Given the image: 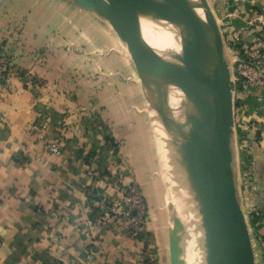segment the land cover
Returning a JSON list of instances; mask_svg holds the SVG:
<instances>
[{"label": "crops", "instance_id": "1", "mask_svg": "<svg viewBox=\"0 0 264 264\" xmlns=\"http://www.w3.org/2000/svg\"><path fill=\"white\" fill-rule=\"evenodd\" d=\"M213 2L229 41L264 35V0ZM40 8L48 13L38 0H0V58L21 72L7 78L0 99V264H142V244L104 218V204L122 198L128 179L111 130L59 97L54 83L28 79L48 72L36 64L50 60L55 44ZM259 94L264 112V88ZM261 117L258 109L260 124ZM52 144L59 154L49 152Z\"/></svg>", "mask_w": 264, "mask_h": 264}, {"label": "rangeland", "instance_id": "2", "mask_svg": "<svg viewBox=\"0 0 264 264\" xmlns=\"http://www.w3.org/2000/svg\"><path fill=\"white\" fill-rule=\"evenodd\" d=\"M83 1L38 0L48 7V13L40 8L39 20L40 24L47 19L53 21L55 30L49 38L54 39L55 44L49 61L46 57L37 60L36 69L48 72L30 74L28 79L41 84L54 83L60 89L59 97L76 101L111 130L108 137L128 176L124 189L134 187L136 194H132L131 199L136 200L137 195L140 204L119 205L112 211V205L105 203L104 212L120 216L119 221L126 223L121 224L122 227L142 230L140 239L129 234L142 244V264H214L199 209V171L195 158H191L195 172L191 188L198 192L192 190L196 211L193 222L190 224L187 220L188 226L184 223L186 213L181 197L172 182V168L163 165L168 163V149L157 118L160 115L172 117L162 101L155 73L132 52L108 19L83 5ZM187 2L200 11L201 19L211 28L220 51L225 54L227 73L223 74V79L233 83L230 170L238 202L249 221L248 239L255 264H263L264 233L258 228L261 226L264 230V146H260L264 138V117H261V125L254 114L259 109L264 115L258 100L264 86L253 87L236 72V60L245 57L246 51L254 49L255 45L229 41L218 22L213 0ZM6 61L13 70L10 77L21 73L20 67L11 64L9 59ZM153 90L157 98L154 106L148 97V92ZM257 145L262 150H259L260 156L255 155ZM126 208L135 212L132 222L123 218Z\"/></svg>", "mask_w": 264, "mask_h": 264}, {"label": "water", "instance_id": "3", "mask_svg": "<svg viewBox=\"0 0 264 264\" xmlns=\"http://www.w3.org/2000/svg\"><path fill=\"white\" fill-rule=\"evenodd\" d=\"M82 4L105 16L143 61L145 52L114 19V10L157 33L190 61L196 83L193 123L198 201L209 253L214 264H255L230 170L233 83L225 82L217 67L209 30L181 0H85Z\"/></svg>", "mask_w": 264, "mask_h": 264}, {"label": "bare ground", "instance_id": "4", "mask_svg": "<svg viewBox=\"0 0 264 264\" xmlns=\"http://www.w3.org/2000/svg\"><path fill=\"white\" fill-rule=\"evenodd\" d=\"M181 1L187 10L201 20L209 30L215 62L223 76L224 73H227V64L225 65V54L221 52L222 50L220 51L221 46L218 40L216 41L217 37L215 38V35H212L214 33L211 32V28L203 18L201 19L200 11L198 12L194 6H190L187 0ZM113 17L145 52L144 62L155 73V80L162 101L172 117L167 118V116L160 115L157 118L168 149V163L165 164L164 162L163 165L172 168V182L173 185L175 184V192L181 197L186 213L184 223L188 226L187 220L191 224L193 222L192 218L194 219L196 208L193 191H197L191 188L195 173L191 165V158L194 157L198 148L193 123L196 93L194 69L187 58L181 56L177 49L167 44L157 33L136 24L134 21L127 20L125 18L127 16L117 10L113 11ZM148 97L150 103L154 106L157 102L154 90L148 92ZM155 123L157 122L155 121Z\"/></svg>", "mask_w": 264, "mask_h": 264}, {"label": "built area", "instance_id": "5", "mask_svg": "<svg viewBox=\"0 0 264 264\" xmlns=\"http://www.w3.org/2000/svg\"><path fill=\"white\" fill-rule=\"evenodd\" d=\"M254 49L247 50L245 57H242L241 59L236 60L237 66H236V72L243 77L244 79H247V82L251 86L255 87H263L264 86V35L257 38L254 41ZM13 70L10 68V65L5 59L0 58V99L2 91L5 87V84L8 82V77L11 75ZM40 131V129H38ZM48 150L51 154L56 155L59 154L60 148L57 144H52L48 147ZM124 194L122 198L117 202H112V211L119 207V205H125V204H131V205H138L140 204V199L136 195V200L131 199L132 194H136V190L134 187L126 186L124 189ZM132 200V203H131ZM118 210V209H117ZM131 208H126L125 212L123 213L124 219H132L129 220V222L133 221V218L135 217V212L131 211ZM139 217V216H136ZM104 218L109 221H113L114 224H126L125 222H120L121 219L119 217H114L109 213L104 214ZM123 221V220H122ZM128 231V233L131 235V237H137L138 239L141 238V229L133 230L130 227H125ZM263 264H264V258H263Z\"/></svg>", "mask_w": 264, "mask_h": 264}]
</instances>
